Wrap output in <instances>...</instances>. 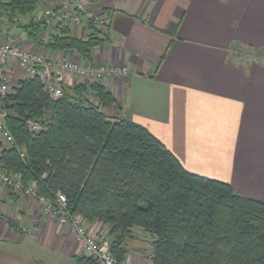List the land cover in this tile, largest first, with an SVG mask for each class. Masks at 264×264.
Wrapping results in <instances>:
<instances>
[{
    "label": "crops",
    "instance_id": "crops-1",
    "mask_svg": "<svg viewBox=\"0 0 264 264\" xmlns=\"http://www.w3.org/2000/svg\"><path fill=\"white\" fill-rule=\"evenodd\" d=\"M82 1L108 22V39L93 48L92 62L132 71L126 80H98L116 98L112 114L146 126L189 171L264 201L239 183L241 175L250 178L246 160L252 143L264 141V0ZM47 5L41 0L19 22L37 21ZM19 22L0 13V42L12 33L24 48L47 59L87 62L74 49L43 45ZM68 26L75 36L89 34L85 26ZM0 69L9 73L10 88L27 78L12 58L0 59ZM62 78L68 85L86 80L71 74ZM24 226L37 228L26 233ZM136 231L137 237L125 243V257L144 264L151 244L143 239L149 233ZM84 255L89 256L67 225L43 214L37 199L0 182V264H82L77 258Z\"/></svg>",
    "mask_w": 264,
    "mask_h": 264
},
{
    "label": "trees",
    "instance_id": "trees-1",
    "mask_svg": "<svg viewBox=\"0 0 264 264\" xmlns=\"http://www.w3.org/2000/svg\"><path fill=\"white\" fill-rule=\"evenodd\" d=\"M40 3L0 0V13L19 22ZM89 22L86 38L64 25L46 46L74 49L92 63L93 48L108 33ZM19 25L39 40L38 20ZM62 86L63 96L53 99L33 76L0 95L15 138L1 150L3 171L20 173L26 185L36 182L38 193L51 199L64 193L71 211L108 224L119 259L126 258L125 239L140 227L155 235L154 264H264V201L189 171L146 126L109 115L104 108L116 98L104 84ZM28 120L40 121L42 130L30 131ZM77 260L99 264L92 256Z\"/></svg>",
    "mask_w": 264,
    "mask_h": 264
},
{
    "label": "built area",
    "instance_id": "built-area-1",
    "mask_svg": "<svg viewBox=\"0 0 264 264\" xmlns=\"http://www.w3.org/2000/svg\"><path fill=\"white\" fill-rule=\"evenodd\" d=\"M94 21L102 33H108V22L102 12H96L82 0H48L45 14L38 19L40 23L39 40L47 45L58 32V24L87 26ZM12 58L17 61L26 77L41 78L51 98L59 99L63 96V74H71L99 80L105 77H123L128 79L131 69L124 65L82 63L66 58L47 59L43 54L24 48L18 36L10 35L6 41L0 43V59ZM10 88V75L0 69V95L5 96ZM8 111L0 106V153L4 147L15 143V138L6 123ZM30 131L38 132L43 125L37 120H28ZM0 181L12 191L35 198L42 207V213L61 225H67L74 237L83 245L87 254L95 258L99 264H133L129 259H119L110 249V240L100 236L94 229L86 225L84 218L78 212L68 207L67 196L57 192L54 199L38 193L36 182L26 185L20 173L9 174L0 166ZM22 231L31 233V229L23 227ZM153 263V251L149 255V263Z\"/></svg>",
    "mask_w": 264,
    "mask_h": 264
},
{
    "label": "rangeland",
    "instance_id": "rangeland-1",
    "mask_svg": "<svg viewBox=\"0 0 264 264\" xmlns=\"http://www.w3.org/2000/svg\"><path fill=\"white\" fill-rule=\"evenodd\" d=\"M94 11H96V10H94ZM89 23L90 22H88L87 26H85L86 28H89L88 27ZM17 26H20V25H17ZM10 35L17 36V35L12 34V33L7 34L4 37L3 41H1L0 43H3L4 41H6ZM28 50H30V49H28ZM106 63L107 64H114V63H110V62H100V64H106ZM114 65H119V64H114ZM117 78L124 79L123 77H117ZM125 80H126V78H125ZM86 81H89V79L86 78V80H84L83 82H86ZM87 95L91 98V100L94 103H98V99L95 97V95L92 92L87 93ZM113 103H115V102H113ZM113 103L110 104L108 107H106L107 109L104 108V110L111 116H115L114 114H112V110H111L112 108H110L113 105ZM262 144H264V141L263 142L262 141H258L256 143H252L253 149H251V158L250 159L246 160V159H243V157H241V156L238 158V160H246V161H248V165L250 166V174H249L250 178H246V177L241 175V176H239V183L242 185L243 190L245 192L253 194V195L258 196L260 198H264V148H263ZM255 146H256V148H254ZM73 212H75V211H73ZM78 213L82 215V217L84 218L85 223H86L87 226H89V227H90V225H91V227L94 226V230L97 231V233L99 232L98 234H100V236H102V237H104V238H106V239L111 241V235H110V232H109L110 226L108 224H105L102 221H99V220H96V219L91 220L88 217H86L85 214H83L82 212H78ZM24 227L27 228L28 230L31 229L32 232L34 231V229L36 230V228H37V226L34 229L30 228V227H27V226H24ZM24 232L29 233L28 231H24ZM136 237H137V231L136 232L133 231V234L131 236H128L125 239V243L128 241V239H133V238L135 239ZM154 237H155V235H152V234L149 233V234L145 235L144 239H143V241H146L148 244L149 243L151 244L150 248L145 249L147 251V255L146 256H148V257L151 254V252L153 251L152 241L154 240ZM131 262L133 264H136L133 261H131ZM148 263H149V259H148V262H146L144 264H148Z\"/></svg>",
    "mask_w": 264,
    "mask_h": 264
}]
</instances>
